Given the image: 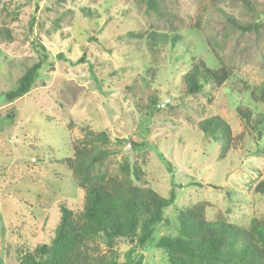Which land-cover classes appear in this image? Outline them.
<instances>
[{
	"label": "rangeland",
	"instance_id": "1",
	"mask_svg": "<svg viewBox=\"0 0 264 264\" xmlns=\"http://www.w3.org/2000/svg\"><path fill=\"white\" fill-rule=\"evenodd\" d=\"M249 1L264 21V0ZM164 5L179 38L161 47L149 33L171 30L138 0H0V28L11 35L0 37V264H18L48 243L60 205L81 211L84 190L62 160L86 132L108 138L103 148L110 155L94 172L116 175L126 164L133 184L163 198L174 190L169 224L155 227L143 264H169L154 244L175 236L178 212L195 205L208 222L246 228L253 218L264 221V194L254 192L264 180V131L259 135L237 113L238 106L252 118L262 111L250 90L264 81V34L256 40L227 26L225 15L249 20L238 0ZM208 40L231 76L217 90L184 95L180 77L191 59L217 62ZM41 59L31 90L12 103L2 100ZM211 117L230 132L223 156L221 143L199 128ZM129 247L117 243L120 260Z\"/></svg>",
	"mask_w": 264,
	"mask_h": 264
},
{
	"label": "trees",
	"instance_id": "2",
	"mask_svg": "<svg viewBox=\"0 0 264 264\" xmlns=\"http://www.w3.org/2000/svg\"><path fill=\"white\" fill-rule=\"evenodd\" d=\"M138 1L146 13H152L168 24L171 30V34L149 33L152 44L162 47L171 41L175 45L179 38L175 33L176 18L168 13L164 0ZM238 1L249 15V20L240 21L225 15L227 26L239 35L247 34L260 39L264 34V21L258 19V13L249 0ZM0 37L10 41V31L0 28ZM207 45L217 62L212 57L204 60L192 58L188 70L180 77L184 95H197L205 86L217 90L231 76V68L220 60L216 50L210 46V40ZM43 59L27 68L14 87L1 94L2 100L9 104L25 96L38 79ZM250 96L259 104L261 113L252 118V112L240 106L237 113L248 125L259 129L260 135L264 131V81L251 88ZM156 105L153 103V106ZM199 128L221 143L222 156L227 153L230 132L218 117L203 120ZM107 143L105 134L92 132H86L81 140L73 142L72 157L64 158L62 163L71 170L77 185L84 190L81 211L76 213L60 205V217L53 237L48 243L36 246L30 253L21 256L18 264H143L142 253L152 241L155 227L169 224L165 211L174 205V190L171 189L169 196L163 198L152 189L133 184L126 164L121 167L120 174L94 172L110 155L103 148ZM140 174V169L134 167V178L139 179ZM254 192L264 194V180L255 186ZM176 223L175 236L163 235L154 244L166 254L169 264H264L262 220L253 218L246 228L223 220L208 222L203 216L202 206L195 205L179 211ZM119 241L130 246L123 253L122 260L117 249ZM97 242L103 243L107 250L101 253Z\"/></svg>",
	"mask_w": 264,
	"mask_h": 264
}]
</instances>
